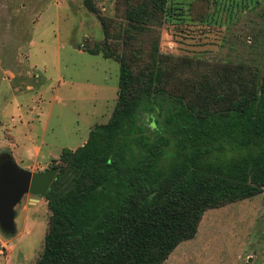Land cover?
Masks as SVG:
<instances>
[{
	"label": "rangeland",
	"instance_id": "obj_1",
	"mask_svg": "<svg viewBox=\"0 0 264 264\" xmlns=\"http://www.w3.org/2000/svg\"><path fill=\"white\" fill-rule=\"evenodd\" d=\"M160 1L161 8L159 0H91L93 12L85 0H0V154L9 152L18 166L42 171L60 163L64 147L80 146L95 124L108 120L119 63L88 52L105 42L99 15L115 52L132 50L135 59H143L151 48L148 39H156L159 52L168 56L162 67L176 66L175 78L184 87L205 80L224 92L238 82L260 80L264 0ZM145 2L156 17L145 22L152 32L133 31L129 41L126 11ZM228 68L231 75L224 79ZM15 211L14 232L0 227V264H31L43 249L47 201L26 193ZM161 264H264V190L206 210L195 236Z\"/></svg>",
	"mask_w": 264,
	"mask_h": 264
},
{
	"label": "trees",
	"instance_id": "obj_2",
	"mask_svg": "<svg viewBox=\"0 0 264 264\" xmlns=\"http://www.w3.org/2000/svg\"><path fill=\"white\" fill-rule=\"evenodd\" d=\"M126 18L131 41L133 31L152 32L145 22L156 17L145 2L131 5ZM99 19L105 42L88 52L118 61L116 102L108 120L80 146L64 147L52 166L48 229L31 264H161L195 236L206 210L264 190V73L224 92L205 80L189 89L175 78L176 66L162 67L168 56L156 39L137 60L132 50L110 48ZM6 157L3 151L0 160Z\"/></svg>",
	"mask_w": 264,
	"mask_h": 264
},
{
	"label": "water",
	"instance_id": "obj_3",
	"mask_svg": "<svg viewBox=\"0 0 264 264\" xmlns=\"http://www.w3.org/2000/svg\"><path fill=\"white\" fill-rule=\"evenodd\" d=\"M58 167L42 171L24 169L10 157L0 160V227L7 233L15 230V207L26 193L44 197Z\"/></svg>",
	"mask_w": 264,
	"mask_h": 264
},
{
	"label": "crops",
	"instance_id": "obj_4",
	"mask_svg": "<svg viewBox=\"0 0 264 264\" xmlns=\"http://www.w3.org/2000/svg\"><path fill=\"white\" fill-rule=\"evenodd\" d=\"M8 131L12 134L13 139H15V136L13 135V132L11 131V128H10V127H9ZM15 143H16V142L14 141L13 145H15ZM32 152L35 153V154H38V153L40 152L39 147H38V146H34ZM11 156H12V154H11ZM36 166H37L36 163H33V164L31 165V169L35 170V167H36Z\"/></svg>",
	"mask_w": 264,
	"mask_h": 264
}]
</instances>
